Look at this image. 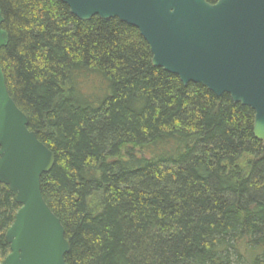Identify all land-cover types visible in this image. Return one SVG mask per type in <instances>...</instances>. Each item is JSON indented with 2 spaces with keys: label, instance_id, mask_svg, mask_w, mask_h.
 Masks as SVG:
<instances>
[{
  "label": "trees",
  "instance_id": "16d2710c",
  "mask_svg": "<svg viewBox=\"0 0 264 264\" xmlns=\"http://www.w3.org/2000/svg\"><path fill=\"white\" fill-rule=\"evenodd\" d=\"M0 9L9 93L55 154L41 187L68 264H264L252 108L154 66L140 31L118 18L83 21L60 0ZM19 209L0 183V261Z\"/></svg>",
  "mask_w": 264,
  "mask_h": 264
},
{
  "label": "water",
  "instance_id": "95a60500",
  "mask_svg": "<svg viewBox=\"0 0 264 264\" xmlns=\"http://www.w3.org/2000/svg\"><path fill=\"white\" fill-rule=\"evenodd\" d=\"M60 1L80 20L118 18L136 27L154 66L252 108L255 137L264 141V0ZM3 22L0 9V52L9 39ZM54 164V152L29 128L0 65V183L20 204L6 232L10 253L0 264H68L70 242L41 187Z\"/></svg>",
  "mask_w": 264,
  "mask_h": 264
}]
</instances>
